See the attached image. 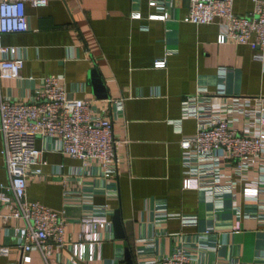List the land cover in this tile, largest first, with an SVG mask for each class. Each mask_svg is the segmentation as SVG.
I'll return each instance as SVG.
<instances>
[{
    "label": "crops",
    "instance_id": "obj_1",
    "mask_svg": "<svg viewBox=\"0 0 264 264\" xmlns=\"http://www.w3.org/2000/svg\"><path fill=\"white\" fill-rule=\"evenodd\" d=\"M133 7L142 18L129 17ZM231 8L236 15H246L251 2L232 0ZM186 10V0H172L168 18L158 21L145 19L146 0H47L41 7L24 5L26 31L0 34V45L16 47L23 56L19 79H0V97L26 101L36 80L25 77L60 74L70 97L88 99L96 112L110 119L116 140L111 178L102 179L95 166L87 172L78 159L63 155L54 141L44 138L34 141L43 161L40 174L26 177L24 199L60 214L66 243L75 239L77 219L90 205L105 204L111 214L118 211L123 236L115 238L110 227L99 257L83 264H124L126 247L134 264L158 260L175 247L184 248L192 264H264V226L241 216L253 214L256 206L242 200L238 186L232 196H222V208L216 212L203 189L180 187L178 141L191 135L195 124L184 118L179 131L171 125L180 117L182 98L196 89L211 95L220 89L223 94L215 103L233 99L242 113L236 123L247 121L248 109L264 113V64L254 58L255 45L217 44L218 21H181ZM162 58V68L152 66ZM92 75L106 97L97 96ZM252 176L253 171L247 174L248 179ZM0 184H6L1 155ZM64 190L70 194L68 202L63 201ZM88 193L90 200L82 195ZM6 209L0 203V214ZM160 209L169 214L165 219L157 216ZM236 220L239 228L232 230ZM19 224L0 219V244L8 245L0 264H18L13 228ZM49 246L47 261L57 264L55 248ZM58 252L65 262L67 247ZM29 256L22 264H45L37 252Z\"/></svg>",
    "mask_w": 264,
    "mask_h": 264
},
{
    "label": "built area",
    "instance_id": "obj_2",
    "mask_svg": "<svg viewBox=\"0 0 264 264\" xmlns=\"http://www.w3.org/2000/svg\"><path fill=\"white\" fill-rule=\"evenodd\" d=\"M186 1L187 10L181 21L195 25L218 21L217 44L255 45L258 52L254 58L264 64V0H249L251 10L246 15L232 12V0ZM46 2L0 0V34L26 31L24 5L41 7ZM171 5L172 0H146L145 19L166 20ZM129 17L140 19L142 15L133 7ZM22 63L23 56L18 48L0 45V79H19ZM152 66L162 68L163 58L155 59ZM25 79L36 80L34 92L26 101L0 97V155L6 175V184H0V203L7 208L0 214V219L4 222L9 219L20 221L13 228L18 264L28 263L31 251L37 252L45 264H53L47 261L50 244L55 248L57 264L90 262L99 257L100 244L110 234L108 216L111 209L105 204L90 205L77 219L79 230L75 239L66 243L63 240L64 219L38 201L25 200L24 190L26 177L30 174L38 176L43 164L40 150L34 146L36 138L54 141L60 153L78 159L81 168L87 172L95 166L102 179L111 178L115 174L116 140L110 119L96 112L88 99L70 97L60 74L35 78L29 75ZM222 94L220 89L212 95L196 89L180 101V117L171 121V125L179 131L180 121L184 118L193 119L195 124L194 132L178 141L182 173L180 187L203 189L212 203V211L216 212L222 208V196H232L238 186L242 200L256 206V212L241 216L252 217L257 225L264 226V113L248 109L247 121L242 118L243 121L236 123L242 113L234 108L237 103L233 99L222 98L214 102ZM237 125L244 131L238 130ZM251 171L254 176L248 179L247 174ZM103 192L115 194L113 191ZM79 195L77 193L76 198L79 199ZM82 195L88 200L91 198V193ZM62 196L64 202L70 200L68 191L64 190ZM232 203L235 208V202ZM168 215L163 209L157 211L158 217L165 219ZM238 228L236 220L232 230ZM63 246L68 249L65 262L59 259L58 252ZM7 254L8 245L0 244V256ZM137 264L192 262L184 248L175 247L169 255L158 260ZM228 264L243 263L233 260Z\"/></svg>",
    "mask_w": 264,
    "mask_h": 264
},
{
    "label": "water",
    "instance_id": "obj_3",
    "mask_svg": "<svg viewBox=\"0 0 264 264\" xmlns=\"http://www.w3.org/2000/svg\"><path fill=\"white\" fill-rule=\"evenodd\" d=\"M92 80V86L97 94V96L106 97V94H104L101 90V86L99 83V80L97 76L92 75L90 81ZM110 224H111V229L113 236L115 238H121L123 236L122 233V226H121V221L120 217L118 214L117 210H113L112 214L110 215ZM123 262L124 264H134L132 257H131V252L129 248L124 249V254H123Z\"/></svg>",
    "mask_w": 264,
    "mask_h": 264
}]
</instances>
